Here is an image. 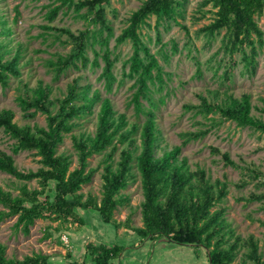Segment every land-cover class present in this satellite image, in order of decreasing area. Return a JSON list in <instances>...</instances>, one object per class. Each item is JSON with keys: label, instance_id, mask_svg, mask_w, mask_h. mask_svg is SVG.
<instances>
[{"label": "rangeland", "instance_id": "obj_1", "mask_svg": "<svg viewBox=\"0 0 264 264\" xmlns=\"http://www.w3.org/2000/svg\"><path fill=\"white\" fill-rule=\"evenodd\" d=\"M144 1L110 0L104 7L107 30L92 25L88 18H84L85 10L77 13L72 5L62 6L56 0H0L3 61L11 60L19 53V76H9L7 86H0V111L10 110L20 126L45 128V115L37 113L34 118L26 119L22 114L17 98L24 94L25 86L33 89L41 82L51 88L50 98L56 99L61 98L67 86L78 79L79 85L89 87V95L97 92L100 100L109 99L115 115H123L126 123L141 125L147 116H136L129 103L135 91V79L128 75L132 44L126 41L116 45L115 40L127 26L131 14ZM178 1L179 7L173 18L157 20L151 17L139 28L142 43L156 58L159 67L160 77L149 83L151 102L142 100L143 106L155 116L158 130L155 156L178 149L175 153L178 163L185 162L192 172L204 171L212 182L219 180L225 183L227 196L217 208L225 209L228 230L233 237L242 239L253 235L264 257V177L256 174H264V134L224 120L218 111L204 112L199 107L198 98L203 95L211 102L247 94L252 114L260 116L258 109L264 100V13L257 19L263 32L262 45L258 48L254 69L248 70L240 54L230 56L224 51V30L212 37L199 33L214 18L215 10L211 5H203L204 0ZM54 12V17L50 19ZM61 29H68L75 36L80 32L87 33V62L79 61L76 67H70L55 77L49 61H55L57 56L66 57L74 47L72 40ZM105 53L113 62L114 81L110 92L101 77ZM98 109L99 102H96L92 113L76 120L77 126L62 136L57 154L69 158L70 170L77 165L72 137L94 135ZM190 133L202 135L185 143ZM211 147L226 153L237 168L225 165L221 155L213 153ZM0 151L11 156L21 171H35L41 166L40 157L34 150H20L16 141L3 129H0ZM108 152L109 149L88 159L86 170L92 175L90 182L83 185L79 192L83 200L88 196L100 200L102 167ZM114 159H118V152ZM15 181L10 175L0 172V186L13 194H16ZM27 185L31 189L38 188L35 180L27 182ZM49 189L52 195L53 183L49 184ZM251 196L257 198L250 199ZM120 197L124 202L114 211L110 224H104L96 211L87 210L79 212L83 227L72 222L60 225L39 219L30 227L29 234L24 235L15 227L16 217L5 218L0 222V244L5 246L9 258L21 259L33 253H43L50 257L53 264L80 263L87 252V245L99 244L131 247L126 257L128 264H189L195 261L197 254L194 248L167 245L166 242L154 244L150 240L138 239L127 229V225H142L140 205L143 193L140 176L135 169ZM0 210H4L1 205ZM64 237L67 241L63 240ZM238 258L234 264L238 263Z\"/></svg>", "mask_w": 264, "mask_h": 264}, {"label": "trees", "instance_id": "obj_2", "mask_svg": "<svg viewBox=\"0 0 264 264\" xmlns=\"http://www.w3.org/2000/svg\"><path fill=\"white\" fill-rule=\"evenodd\" d=\"M62 6L72 5L79 13L85 10L83 17L92 25L107 30L104 7L110 0H56ZM203 5H211L213 20L200 30V34L214 36L225 31L223 49L230 56L241 55V61L248 70L255 67L258 48L262 45L263 32L257 19L264 13V0H204ZM179 7L178 0H145L134 11L127 26L116 38V45L130 41L133 48L129 59V77L134 78L135 91L129 103L136 116L144 114L146 120L138 123H126L123 115H115L109 99L100 100L99 94L89 95V87L79 85L73 80L61 98L51 99V88L41 82L17 98L18 105L26 119H32L37 113L45 115L46 127L20 126L14 120L10 110L0 111V129L16 141L20 150H34L40 157L41 166L35 171H21L11 156L0 151V172L6 173L16 181V194L0 186V222L5 218L16 217L15 227L28 235L36 220L44 219L60 225L72 222L83 227L79 212L94 210L104 224H110L116 208L123 204L120 192L131 178L133 169L139 174L143 193L141 208V226L127 225L138 239L168 242L182 246L203 247L208 253L209 264H264L259 252L258 240L253 235L245 239L234 236L228 230L224 208H217L227 196L226 184L210 181L204 171L192 172L185 162L178 163L175 153H163L155 156L158 130L153 112L146 109L142 100L149 99V83L159 76L156 58L142 43L139 28L151 17L157 20L171 19ZM55 12L50 17L52 19ZM0 24L1 21H0ZM5 25V24H4ZM73 42V50L66 57L57 56L49 61V67L55 77H59L77 62L86 63L85 43L87 33L75 36L68 29H61ZM10 32V30H9ZM3 33H0V35ZM7 35V31L5 32ZM4 46L0 43V86L6 87L9 76H19V53L11 60L3 61ZM141 54L143 56H141ZM104 69L101 77L106 81L108 92L114 81L113 62L107 53L103 55ZM97 66V63H94ZM200 109L206 113L218 111L222 119L231 120L241 126H247L264 134V100L259 108L260 116L252 114L250 96L240 98L228 96L225 100L208 101L198 96ZM99 102L96 113V125L93 136L72 137L77 153V165L70 170L71 161L57 154V148L64 134L70 133L81 120L92 113V106ZM54 110V111H53ZM139 132V135H138ZM138 135V138H136ZM202 134L190 133L185 139L196 140ZM109 149L105 155L102 169L101 198L87 197L83 200L80 192L83 185L91 180V171H87L88 159ZM213 153L220 154L224 164L237 165L226 153L211 147ZM118 152V159H114ZM258 176L264 174L256 173ZM35 180L38 188H29L27 182ZM20 182L21 184H18ZM53 183V190L49 184ZM48 192V194H46ZM257 197L251 196L250 199ZM233 239V241H231ZM124 246L113 244L87 245L82 261L68 264H111L124 251ZM242 250H244L242 252ZM0 264H53L50 257L43 253H33L21 259L9 258L5 246L0 244Z\"/></svg>", "mask_w": 264, "mask_h": 264}, {"label": "crops", "instance_id": "obj_3", "mask_svg": "<svg viewBox=\"0 0 264 264\" xmlns=\"http://www.w3.org/2000/svg\"><path fill=\"white\" fill-rule=\"evenodd\" d=\"M165 243L167 245H176V244H173V243H167L168 241L166 239H160V240H157V241H153L154 244L156 243ZM113 245V244H112ZM119 245H122V244H119ZM108 246H111V245H108ZM124 246V251L120 254L119 258L117 260H114L111 262V264H115V262H118V264H128V261L129 259H127L126 257H128L127 254H129V250L131 247H129L128 245H122ZM178 246H182V245H178ZM182 247H186V248H194V250H196V256H195V261H190L189 264H203V263H208V253L207 251L203 248V247H196V246H189V245H186V246H182ZM144 250V248L142 249ZM125 259V260H123ZM181 264V263H180Z\"/></svg>", "mask_w": 264, "mask_h": 264}, {"label": "built area", "instance_id": "obj_4", "mask_svg": "<svg viewBox=\"0 0 264 264\" xmlns=\"http://www.w3.org/2000/svg\"><path fill=\"white\" fill-rule=\"evenodd\" d=\"M63 240L67 241V239L64 237Z\"/></svg>", "mask_w": 264, "mask_h": 264}]
</instances>
